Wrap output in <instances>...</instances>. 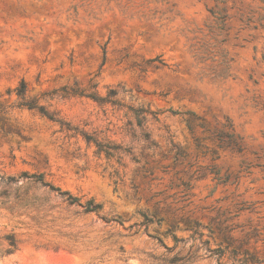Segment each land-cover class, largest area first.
I'll return each instance as SVG.
<instances>
[{"label":"rangeland","instance_id":"374dc122","mask_svg":"<svg viewBox=\"0 0 264 264\" xmlns=\"http://www.w3.org/2000/svg\"><path fill=\"white\" fill-rule=\"evenodd\" d=\"M263 166L264 0H0V264H264Z\"/></svg>","mask_w":264,"mask_h":264},{"label":"trees","instance_id":"16d2710c","mask_svg":"<svg viewBox=\"0 0 264 264\" xmlns=\"http://www.w3.org/2000/svg\"><path fill=\"white\" fill-rule=\"evenodd\" d=\"M223 18H224V16L220 17L221 22L223 21ZM16 90H17V94L18 95H20V96L24 95L25 90H26V84L24 83V81H21L19 83V85L16 88ZM83 93H84L83 90L80 91V94H83ZM113 94H115V91L114 90H110L108 92L107 96H111ZM84 95L88 96V97H90V98H92L94 100H97V101L107 100V101L115 103V100H109L108 98H101V97L96 96L94 93H87V94L84 93ZM23 105L26 106L27 108H36L41 114L47 116L50 119H53L52 115H48L45 112L44 107L35 106L32 101L25 102V103H23ZM215 137H216V139L218 141V146L219 147H224V148H228L230 150H235L236 152H240L241 149H242V145H241V143L239 141V137L233 131L219 130L218 132H215ZM37 180H41V175L37 176ZM68 200L70 202H75V201H77V198L76 197H72V196L69 195L68 196ZM100 208H101V205L99 203H93L92 201H88L85 204V209L87 211H97Z\"/></svg>","mask_w":264,"mask_h":264}]
</instances>
